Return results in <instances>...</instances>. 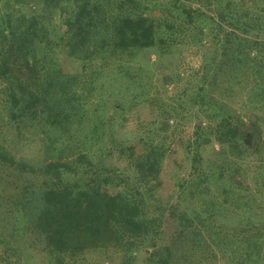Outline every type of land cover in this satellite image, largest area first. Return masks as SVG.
<instances>
[{"label":"rangeland","instance_id":"obj_1","mask_svg":"<svg viewBox=\"0 0 264 264\" xmlns=\"http://www.w3.org/2000/svg\"><path fill=\"white\" fill-rule=\"evenodd\" d=\"M56 1L59 0H0V12L11 11L15 18L22 14L29 18L33 13L37 18V25L44 27L50 22L60 25V15H62L60 5H65L79 23L80 31H84L81 32L80 38H76L77 46L74 50L69 47H57L55 40L51 41L52 46L36 42L35 50L34 45L31 46L29 63L17 61L14 71L21 82H29L36 77L35 75L42 80L48 78L58 81L61 90L66 89L63 94L65 99L71 98L72 94L77 92L80 97L75 102L79 103L77 105L86 122L98 119L95 114L100 112L106 120L110 119V125L107 124L106 127L109 131H114V137L110 135L107 141L100 140L101 144L105 143L106 148L121 144L126 147L123 156L117 155L115 150L108 159L89 154L92 144L85 143L79 155L81 161L89 164V167L81 178L69 177L63 184L71 186L76 182L84 185L86 178L87 180L97 178L98 180L107 179L105 185L110 186L111 189L126 188L136 181L120 182L116 173L129 169L130 158L148 149L150 138L153 139L155 146L162 144L161 150L164 156L161 174L150 182V186L160 183L156 189L159 202L149 201L144 208V211L149 213L147 215L150 217L151 232L142 241L143 246L139 249L136 258L133 253L134 257H130L123 263L155 264L158 257L166 255L165 245H168L170 264H211L215 261L213 253L221 255L222 248L226 254L228 253V243L233 238V234L238 235L235 239L247 237L245 242L235 247L236 257L240 258L244 252H256L257 241L259 243L264 238V223L260 224L259 218L258 220L253 218L254 224L232 225L234 228H228L227 225L213 227L209 221H204L209 228L202 231V242L191 247L189 236L181 239L176 237V232L181 229L170 222L168 211L178 203L189 209L196 208L197 200L200 202L203 198L207 199L209 196L220 194L223 184L235 183L236 178H240L243 173L248 178L249 190L255 196L264 192V186H261V179L258 178L259 173H262L261 177L264 178V170L260 166V163L264 161V145L259 152L243 158L231 155L234 160L229 155L227 160L223 156L215 155L218 162L226 163L223 176H220L219 171L207 163L204 166L216 171L217 181L210 178H198V176L195 178L199 171H194V163L191 161L193 154L190 153L187 158L185 157V148L194 140L192 135L194 126L198 122L206 123L210 119L202 110L204 105H202L201 94L195 96L197 94L195 84L199 77H202V62H210L214 58L220 64L215 70L226 74L223 83L234 86V90L228 89L223 92V96L219 97L220 102L217 105L219 114L223 116L218 119L229 118L230 121L228 120L224 126L231 130L234 127V124L233 127L230 126L231 123L236 121L246 130L250 127L249 105L253 104L252 116L258 114V123L264 137V100L251 101L248 108L244 109L241 99H237L241 95L246 98L252 92V87L259 84L258 82L264 86V0H134L138 7L134 10L126 7V11L143 13L154 19L156 42L152 47L145 49H124L115 43L114 33L108 24L119 14L113 3L121 0H112V2L106 0H62L61 2L60 0L59 6H55ZM128 2L131 1L128 0ZM94 3L100 5L99 13L102 10L105 11L107 21L91 25L89 18ZM186 10L192 13L193 20L189 21L190 17ZM61 29H65L64 24ZM230 32L233 33L229 36ZM236 33L240 35L237 39ZM89 34H91L90 37ZM232 35L235 41L242 39V43L251 40L249 42L251 46L237 47L243 60L235 61L224 55L222 48L225 45L230 47L229 39ZM250 47L256 49V53L259 52L255 53L257 62L254 58L251 59L254 54L250 52ZM248 52L251 54L248 55ZM245 67L252 72L248 74L239 72ZM190 74H192L191 80L194 78V85L190 81ZM260 78L263 80H259ZM122 81L126 82L123 97L120 90ZM148 82L151 85L150 92L142 94V97L131 102L126 92L127 85L130 84L133 88L135 84L142 85ZM1 86H5L4 81L0 82V88ZM185 87H190L188 93H192L190 100L194 103L187 104V108L184 109L175 108L178 103L173 97L179 89ZM132 92H136L134 88ZM5 98L7 95L0 92V146L15 159L42 155L43 147L46 144L50 146L52 139L51 135L41 131V127H46V119L38 116L32 118L29 114L13 118ZM252 98L257 97L253 95ZM114 102L121 103L123 110L114 112L112 106ZM160 128L164 130L161 132ZM140 135L143 138H138ZM237 137L238 135H234V138ZM76 139H79V136ZM211 139L208 150L202 152L204 157L220 147L219 141L215 140L213 135ZM58 148H62L61 145ZM129 174L133 175L132 171ZM16 175L13 168L0 163V264H8L9 261L11 264H44L42 257L37 260V255H41L39 245L29 249L27 260L9 255L10 249L6 253L5 245H2V238L8 240V234L4 231L3 225H10L12 220L18 219L11 216L16 207L11 199L16 194V188L19 189L22 186V183L20 184V181L16 179ZM24 181L25 179L23 183ZM192 182H194L193 187L186 189ZM123 184L126 185L121 186ZM133 188H136L134 184ZM183 188L184 192H182ZM146 195L147 192H137V198L145 199ZM13 199L16 202L17 197ZM216 199L221 201L222 197L218 196ZM251 204L257 207V202L253 201ZM227 214L230 217L229 223L238 224L231 220L235 214L233 211H228ZM227 219L223 220L226 222ZM6 221L8 223H5ZM25 241L29 243L31 239L27 238ZM230 248L232 249L233 245H230ZM102 254H95V256L109 264H120L126 257L122 256L121 252H116L114 260L108 262ZM200 258L201 261H199ZM82 262V256L67 252L63 253V259L59 264H82Z\"/></svg>","mask_w":264,"mask_h":264},{"label":"trees","instance_id":"obj_2","mask_svg":"<svg viewBox=\"0 0 264 264\" xmlns=\"http://www.w3.org/2000/svg\"><path fill=\"white\" fill-rule=\"evenodd\" d=\"M106 1L112 2V0ZM130 1L121 0L113 3L119 14L113 17V21L108 26L114 33L115 43L124 49L150 48L156 42L154 19L143 15V13L126 11V7L133 10L138 7L134 0ZM59 2L60 0L56 1L55 6H59ZM60 6H62L60 25L50 22V25L48 24L49 26L46 27L37 25V18L33 13L29 18L23 14L15 18L11 11L0 12V82H5V88L1 86L0 92L7 95L5 100L9 103V112L13 118L28 116V114L32 118H37V116L45 118L47 124L46 127H41V131L46 135H51L50 138L52 137L50 146L46 144L41 151L42 155L38 157L15 159L0 146V163L13 168L17 174L16 179L20 181V184L22 183L19 189L16 188L17 195L13 196L17 197L16 202L13 201V197L11 199L12 204L16 205L11 216L18 219L12 220L10 225H3L4 231L8 234V240L2 238V245H5L6 253L10 249L9 255L22 257L26 260L29 249L39 245L41 255H37V260L42 257L41 260L44 264H55V262L59 264L63 259V253L67 252L82 256V264H109L105 260L99 259L95 254L103 253L106 260L112 262L115 258L114 254L121 252L122 256L126 257L120 264H125L123 262L134 257L133 253L136 258L139 249L143 246L142 241L151 232L150 217L144 208L149 201L159 202L157 197L159 194L156 189L160 183L150 186V182L161 174L164 156L161 150L162 144L155 146L153 139L150 138L149 148L130 158L129 169L116 173L120 182L136 181L133 182L136 188L132 189V184L122 189H111L110 186L105 185L107 179L98 180L97 178L88 180L86 178L84 185H79L76 182L71 186L63 184L69 177L79 176L81 178L89 167V164L81 161L79 155L85 143L92 144L91 150L88 151L89 154L108 159L115 150H117V155L123 156L126 147L121 144L106 148L105 143L101 144L100 140L107 141L109 137H114V131H109V128L106 127L107 124L110 125V119L106 120L100 112L95 114L98 119L86 122V119L82 118L79 103L75 102L80 97L77 92L73 93L71 98L65 99L63 94L66 89L61 90L58 81L48 78L42 80L35 75L36 77H31V81L21 82L14 71L17 61L29 63V52L32 45L35 50L36 42L52 46L50 43L55 40L57 47L75 49L77 46L75 40L80 38L81 32L84 31H80L78 28L79 23L71 10L65 5ZM98 6H100L98 3H94L92 6L89 18L91 25L101 24L108 20L105 11L102 10L99 13ZM186 12L190 17L189 21L193 20L192 13L188 10ZM62 24L65 25V29H61ZM232 33L230 32L228 35L230 36ZM90 36L91 34H89ZM239 37L240 35L236 33L235 38ZM235 38L232 35L229 39L230 47L225 45L222 48L224 55L235 59V61L243 60L237 47L251 46L249 43L251 40L242 43V39L235 41ZM250 50L254 54L251 59L254 58V61L257 62L256 54L259 52L256 53V49L254 50L253 47H250ZM13 56L14 60L12 61ZM205 56L207 55L205 54ZM204 62L201 65L202 77H199L195 84L197 86L195 96L201 94L202 105H204L202 110L210 119L206 123L198 122L194 126L192 132L194 140L191 141V145H187L185 148V157L187 158L190 153L193 154L191 161L194 163V171H199L195 178L198 176V178H210V180L217 181L218 177L214 169L219 171L220 176H223L226 163L218 162L215 155L223 156L225 160L228 155L234 160V157L231 156L233 154L235 157L243 158L259 152L264 145V137L258 123V114L252 116L253 104L249 105V109L251 108L250 127L246 130L241 128L236 123L237 121L231 123V127L234 124L231 130L224 126L229 118L218 119L223 116L219 114L217 105L220 102L219 97L223 96V92L228 89L234 90V86L223 83L226 74L215 70L220 66L215 58L210 62ZM239 72L248 74L252 71L245 67ZM191 77L192 74H190V81L194 85V78L191 80ZM259 80L262 81L263 78ZM258 83L252 87V92L246 98L242 95L237 98L241 99L244 109L248 108L251 101L261 102L264 100V86L260 82ZM125 85L126 82L122 81L120 85L122 97ZM150 86L149 82L142 85L135 84L133 88L136 92L133 93L131 85H127L128 91L126 92L129 100L133 102L136 98L142 97V94H148ZM189 88L185 87L176 92L173 99L178 104L175 105V108L184 109L187 108V104L194 103L190 100L193 95L188 93ZM208 91L211 93L208 94ZM253 95H256L257 98L253 99ZM120 104L113 103L114 112L123 110L122 104ZM96 111L98 110L96 109ZM163 130L160 128L161 132ZM212 135L215 140L219 141L220 147L216 151H211L209 156L204 157L202 152L208 150V144L213 139H211ZM234 135H238V137L234 138ZM77 136L79 139H76ZM138 138L143 137L140 135ZM60 142L61 144H58ZM60 145L62 148H58ZM225 148L227 150H224ZM205 163L214 169L204 166ZM260 166L264 170V161L260 163ZM130 171L133 175L129 174ZM261 175L262 173H259L258 178L261 179L263 187L264 178L262 179ZM23 179H25L24 183ZM193 183H190L186 189L192 188ZM249 188L248 178L243 173L240 178H236L235 183L223 184L220 194L209 196L207 199L203 198L200 202L197 200L196 208L189 209L180 203L172 206L168 211V217L175 227L181 229L176 232V237L181 239L184 236H189V242L192 243L189 244L193 247L202 242V231L209 228V225L204 221H209L213 227L227 225L228 228H234L232 225L254 224L252 223L253 218L257 220L259 218L260 224L264 223V192L255 196ZM184 191L185 189L182 192ZM137 192H147L146 198H137ZM218 196L222 197L221 201L216 199ZM253 201L257 202V207H253L251 204ZM228 211L235 213L231 220L238 224L229 223ZM224 218H228L226 222L223 220ZM232 236L233 238L228 243V253H225L224 248L220 250L221 255L213 253L215 261L211 264H264V238L261 237L259 243L257 241L258 250L256 252H244L239 258V256L236 257L235 247H239L247 237L235 239L238 235L233 234ZM27 238L31 239L29 243L25 241ZM230 245H233L232 249ZM165 246L166 255L158 257L155 264H170V247ZM8 264H11V261Z\"/></svg>","mask_w":264,"mask_h":264}]
</instances>
